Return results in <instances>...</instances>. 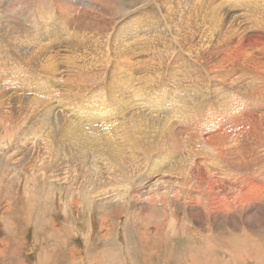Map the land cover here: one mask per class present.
Listing matches in <instances>:
<instances>
[{
  "label": "rangeland",
  "instance_id": "1",
  "mask_svg": "<svg viewBox=\"0 0 264 264\" xmlns=\"http://www.w3.org/2000/svg\"><path fill=\"white\" fill-rule=\"evenodd\" d=\"M220 1L226 3L233 0H216L207 5L201 2V5L196 7L198 9L188 13L197 21L196 30L190 26L181 27L180 20L174 26L175 32L168 36L164 32L149 34L143 27L147 24L146 20H151V17L160 20L161 13L167 12L166 5H170V10L172 9L171 16L176 17L174 8H176V2L180 0H0V101H3L1 107L8 108L4 112L10 113L8 117L3 115L6 119L0 116L1 121L4 119L9 121L8 123L11 122L10 126L17 127L16 135L21 133L27 139L26 143L33 138L31 145L34 146L40 139L34 138V133L29 134L27 126L42 118L45 109L46 118L50 122H53L55 117L58 119L57 124L66 127L83 120L80 118L81 113L77 110V106H86L83 103L89 104L102 100L114 107L112 101L120 99L122 94L130 97L133 93L132 87H135L133 98L138 97L140 100L138 106L144 105V97L149 92L162 93L165 89L173 91L171 88L176 81L185 91L189 90L190 78L186 79L185 74L180 72L178 67V63L179 66L181 64L179 59L181 54L177 49L170 52L165 48L174 45L175 41H180L182 46H190L188 51H183L184 56L186 53L194 54L198 50L196 42L199 38L207 39L210 34L212 36L210 38L218 36L217 27H213L217 15L214 4L219 2V6L225 13L228 9L234 12L233 18L242 29H246L249 33L254 29L264 32V0H242L243 2L236 0L228 8L220 4ZM212 7L214 13L211 10ZM167 24L168 20L165 21V28ZM10 29L11 33L8 32ZM202 31L205 34L202 35ZM143 32L147 33L146 38L142 35ZM191 36H194V40ZM112 37L124 38V47L132 48L140 46L139 41L147 40V45L138 48L141 49L142 54H148L147 58L144 55L133 56L131 61L118 65L116 59L98 52V46L103 42L113 47ZM74 42L77 44L75 45ZM165 42L167 44H163ZM84 43H86L85 46ZM116 45L118 46L119 43ZM75 46L79 48H73ZM71 51L76 54L73 56ZM66 52L68 55H65ZM63 55L70 61L66 62ZM121 59L124 61V58ZM193 62L198 64L192 58L190 63ZM65 63L68 66L71 65V68ZM72 64L76 65L72 66ZM82 68L84 69L81 70ZM71 69L74 73L70 71V74L68 71ZM81 74H85L86 77ZM123 78L127 84H121ZM192 79L200 80L195 77ZM70 82L75 83L74 86L70 84L73 89H70L68 85ZM84 83H88L85 84L86 90ZM128 85L130 86L124 88ZM183 85L186 87L184 88ZM10 92L13 94L11 95ZM17 94L20 97L23 96L18 99ZM16 102H19V105L18 103L16 105ZM45 102H49L48 106ZM14 103L15 106H13ZM49 110L51 113H48ZM38 115L40 116L37 117ZM94 124L95 122L92 123L89 120L86 124L89 126L85 127V131ZM22 125L24 127H20ZM50 125L49 127L46 125L45 131L55 127L53 124ZM3 130L0 126V139L3 137ZM117 130L120 128L116 129L114 126L111 132ZM0 146V153L3 149H7L5 145ZM35 151L30 153V155L33 154L31 162L37 160V157H34ZM5 163H0V264H264V216L257 221L248 219L239 221L236 217L228 215L226 221L215 220L213 225H209L204 220L195 218L191 212H186L181 204L173 206L170 200L167 205L158 206L141 203L139 200H131L129 204L127 200H117L112 201L111 204L110 202L93 203L89 210L93 217V226L83 232L81 229L88 225L82 217L84 209L81 208L80 203L77 206L78 210L76 209L79 211V216L65 212V206L68 203L64 202L65 198L70 197L72 192L66 190V187H58L60 190L55 189V191L59 195L54 200L51 193L54 188L48 187L45 192H42L43 186L33 179L31 171L22 167H16L17 169L13 170L8 166L9 163ZM116 184L120 185V180H116ZM29 188L33 190L30 189V193H28ZM53 207L57 208L54 210ZM171 218L176 219L174 231L168 227V221ZM189 229L196 233H190ZM242 231H247L248 235L245 236Z\"/></svg>",
  "mask_w": 264,
  "mask_h": 264
},
{
  "label": "bare ground",
  "instance_id": "2",
  "mask_svg": "<svg viewBox=\"0 0 264 264\" xmlns=\"http://www.w3.org/2000/svg\"><path fill=\"white\" fill-rule=\"evenodd\" d=\"M235 1L226 3L220 1V4L228 8ZM201 2L207 5V3L212 4L216 0H180V2H176L177 5L174 8L176 17L171 16L172 9L170 10V5H166L168 7L165 6V11L167 12L164 14L160 12L161 17L158 15L160 20L159 18L155 20L156 17L150 16L151 20L147 19V24L143 28L149 34L164 32L165 35L170 36L175 32L174 26L181 20V27L190 26L196 30L197 21L192 19L193 17L191 18L188 13L198 9L196 7L200 6ZM218 3L214 4L217 15L213 26L217 27L218 36L210 38L212 36L209 33L210 37L207 39L199 38L197 42L195 41L198 50L194 54L186 53L187 55L184 56L183 51H188L190 46H182L180 41L174 42L176 47L171 45L165 48L170 52L177 49L181 54L179 57L181 64L179 66L178 63V67L180 72L185 74L186 79L190 78L189 90L185 91L181 87L182 85L176 81L171 88L173 91L165 89L162 93L149 92L144 97V105L138 106L140 100L138 97L133 98L135 87H132L133 93L130 94V97L121 92L122 97L112 101L114 107L102 100L89 104L83 103L87 107L77 106V110L81 113L80 118L83 120L66 127L57 124L58 119L55 117L53 122H50L46 118L45 109L42 118L35 123L28 122L29 134L34 133V138L41 140H38L34 146L31 145L33 138L26 143L27 139L21 133L16 135L17 127L10 126L11 122L8 123L9 121L4 120L6 119L4 116L10 113L4 112L8 108L1 107L3 101H0V116L4 115L2 121L0 118V126L4 129L0 145L7 147L0 153V163H9L8 166L13 170L16 167H22V169L26 168L31 171L34 177L32 178L43 186L42 192H45L48 187L54 188V191H51L54 200L59 195L55 191V189L60 190L58 187H66V190L72 192L70 197L65 198L64 202H68L65 212L79 216L77 206L80 203L81 208L84 209L82 217L88 225L81 231L93 226V217L89 213L93 203L110 202L109 204H111L112 201L117 200H127L128 204L131 200H139L141 203L155 206L167 205L170 200L173 206L181 204L186 212H191L195 218L204 220L209 225H213L215 220L226 221L228 215L236 217L239 221L245 219L257 221L264 216V32L254 29L249 33L246 29H242L233 18L234 12L228 9L225 13ZM211 10L214 13L213 7ZM166 20H168L167 28H165ZM203 21L202 17V23ZM208 27L211 28V26ZM130 28L132 29V27ZM8 32L11 33V29ZM147 33L142 35L146 38ZM203 34L205 33L202 31ZM191 37L194 40V36ZM124 41V38H113L112 48L109 46L110 44L103 42L98 46V52L116 59L118 65L131 61L133 56L142 57L144 55L147 58L148 54H142L141 49H138L147 45V40L139 41L140 46L138 45L136 48L124 47ZM79 42L81 43V41ZM74 43L77 44V42ZM190 43L192 44L191 41ZM163 44H167V42ZM70 49L72 48L70 47ZM255 49L257 51H254ZM82 50L84 49L82 48ZM136 50L137 56H135ZM56 51L58 52L57 49ZM56 51L55 53H57ZM76 53L73 52V56ZM79 55L82 57L81 54ZM62 57L66 58L64 55ZM121 58H124V61H121ZM192 58L198 64L190 63ZM67 59L66 62L70 61ZM80 60L82 61V59ZM147 61L150 60L147 59ZM46 64H48L47 61ZM85 68L87 67L85 66ZM70 71L72 69L68 73ZM118 76L120 77V73ZM193 77L200 80L195 81L192 79ZM81 78L80 76V80ZM125 79L123 78L121 84H127ZM70 84L71 82L68 85L70 86ZM73 84L75 85L72 82L71 85ZM85 84L88 83H84L83 86ZM84 88L86 90V86ZM70 89H73L72 86ZM17 95V98L20 97L19 94ZM47 96L50 97V95ZM9 100L11 99L9 98ZM17 103L19 105V102H16V105ZM6 105L8 106V104ZM24 106L26 108V105ZM30 110L31 108L29 112ZM25 111L28 112V110ZM205 114L207 116H204ZM14 119L16 120V118ZM89 120L95 124L85 131V127L89 126H86ZM50 124L55 127L45 131L46 125L49 127ZM23 125L20 127H24ZM33 125L35 126L33 127ZM114 126L120 130L112 133L111 130ZM33 150H36L34 157L36 156L37 160L31 162L33 154L30 155V153ZM116 180H120V185L116 184ZM143 180L144 182H142ZM30 189L28 193H30ZM31 191L33 190L31 189ZM49 200L51 201V199ZM174 223H176L175 218L168 221L171 231L176 230ZM209 225L207 226L210 228ZM189 232L196 233L190 229ZM242 234L248 235L247 231H242Z\"/></svg>",
  "mask_w": 264,
  "mask_h": 264
}]
</instances>
